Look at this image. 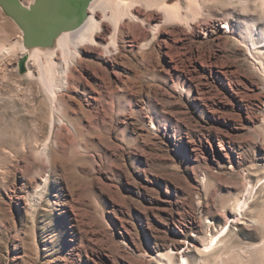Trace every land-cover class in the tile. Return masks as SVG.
Returning <instances> with one entry per match:
<instances>
[{"label":"rangeland","instance_id":"obj_1","mask_svg":"<svg viewBox=\"0 0 264 264\" xmlns=\"http://www.w3.org/2000/svg\"><path fill=\"white\" fill-rule=\"evenodd\" d=\"M159 1L55 98L0 6V264H264V0Z\"/></svg>","mask_w":264,"mask_h":264},{"label":"bare ground","instance_id":"obj_2","mask_svg":"<svg viewBox=\"0 0 264 264\" xmlns=\"http://www.w3.org/2000/svg\"><path fill=\"white\" fill-rule=\"evenodd\" d=\"M126 1L127 0H101V1L100 0H93L90 4L87 17L85 18L83 23L77 29L63 31L56 38L54 44L49 45V46H35V47L25 46V44L23 42V32L21 30V33L19 34V38L17 41H19L18 45H20V47H21V60H23L24 57H29V61L26 64L27 69L29 70L28 75H30V77H34V78H38L39 80H42V81H40V83L43 82L42 85L44 84V86L46 88H49L50 92H52L54 94L53 96L55 98V92H57V91H56V86H54V85H57V83H56L57 81L55 82V80L59 74V71L61 70L63 72V74H62L63 77L65 78L66 82L69 83L70 79L72 77L71 76V70H72L73 63L75 61H78L80 58H82V49H81L82 45L87 44V43H91V44L95 43V32L98 29H100V27H99L100 23H99V20L97 19L98 10L101 8L105 12L107 9L110 10V8H112L113 12H111V16L114 19L113 23L118 28L119 23L122 19V16L126 15V13L127 14L129 13V11L128 12L124 11L127 8L125 6H128V10L131 9L132 2L126 3ZM134 1L135 0H133V2ZM139 1H141V0H139ZM158 2L160 3L161 1L158 0ZM32 3L28 2V4H25L23 2V4L26 5L27 7ZM129 3H130V6H129ZM136 3H133V6ZM97 4L100 5L99 6L100 8H98ZM144 4L146 6V3H144ZM173 6L175 7V5H173ZM168 7L170 8V6H168ZM190 7H192V6H190ZM138 8H139V6H138ZM173 8H170V9H173ZM193 10H195V8H193ZM169 11L172 12L173 16L179 17L180 15H183L181 12L178 13L177 11H173V10H169ZM108 12L109 11H107V13ZM112 13H113V15H112ZM191 14H192V12H191ZM106 15H104V18H106ZM131 15H133V13ZM108 16H110V15H108ZM133 16H136L139 19V16H137L136 13ZM183 16L188 18V16H186V15H183ZM183 16H181V18H183ZM112 17L109 19L111 20ZM193 17H196V16L193 15ZM134 19H136V18H134ZM242 36H243V34H242ZM243 38H242V40H244L246 42V45L251 50H253L255 48L262 49L261 52H259V53L264 57V38L263 39H262V37L257 38V37H255V35H251V34L250 35L248 34L247 36H243ZM18 45H16V46H18ZM114 46L115 47L117 46L116 39H114ZM58 57H60V59H59L60 61L56 60V58L58 59ZM21 60H20V62H21ZM31 63H32V65L34 64L35 68L37 69V72H38L37 77H35V74L32 72V70L30 68ZM18 65H19V63H18ZM207 247H209V246H207ZM157 256L159 258L166 259L171 264H173L172 262L175 261L174 260L175 254L173 252H170V251H167L166 253L165 252L158 253Z\"/></svg>","mask_w":264,"mask_h":264},{"label":"water","instance_id":"obj_3","mask_svg":"<svg viewBox=\"0 0 264 264\" xmlns=\"http://www.w3.org/2000/svg\"><path fill=\"white\" fill-rule=\"evenodd\" d=\"M93 0H34L28 7L21 0H0V6L23 32L27 47L49 46L67 30L77 29L85 20ZM27 57L20 62L21 71Z\"/></svg>","mask_w":264,"mask_h":264}]
</instances>
